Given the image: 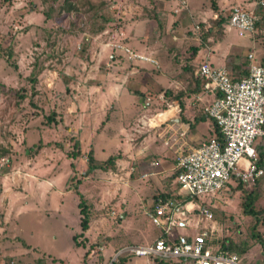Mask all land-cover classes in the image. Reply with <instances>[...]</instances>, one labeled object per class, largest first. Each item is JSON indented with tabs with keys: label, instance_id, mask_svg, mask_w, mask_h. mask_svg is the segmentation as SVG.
<instances>
[{
	"label": "rangeland",
	"instance_id": "1",
	"mask_svg": "<svg viewBox=\"0 0 264 264\" xmlns=\"http://www.w3.org/2000/svg\"><path fill=\"white\" fill-rule=\"evenodd\" d=\"M61 1L55 0L48 10L46 2L41 0H0V145L7 149L5 154L0 155V189L4 184L2 181L12 185L10 175L16 167L20 169L32 164L27 161L28 157L36 156L39 168L47 166L36 172L37 182L31 191L28 189L26 193H20L19 197H9L12 200L10 204L0 200V226L3 229L0 234V264H108L113 251L121 245L149 244L159 235V229L145 214L150 207L144 204L145 200L140 204L135 194L140 198H149L153 193L149 183H154V177L158 178L156 184H159L160 180H166L165 177L169 176L168 186L174 189V178H171L173 181L170 179L172 172L164 170L145 180L134 172L129 176L130 183L123 186V179L107 174L115 166L88 170L86 158L89 151L96 163L108 156L120 157L121 141L117 135L106 130L107 126L89 123L93 120H87L86 115L81 117V121H76L71 112V121L67 120L68 124H63V105L68 101L67 105H75L79 109L77 102L85 101L96 113L98 97L93 88L97 87V75L103 71L99 65L104 66V71L109 70L104 63L100 64L101 58L109 62V51L103 50L102 43L118 40L116 34L119 31L125 40L128 39L125 41L128 46L129 41L133 42L131 37L136 36V31L139 33L134 40L137 44L144 42L145 37H141L147 35L146 39L154 40L151 43L156 46L163 40H170L171 35H178V31L184 35L193 32L195 23L204 32L205 25L212 23L208 17L212 3L224 16L229 7L237 3L253 10L256 6V0H185L186 10L173 13L177 0H71L73 8L62 12L58 9ZM263 9L264 6L257 13L259 21L251 33L255 53L251 54L258 64H264L259 63L260 49L264 48ZM155 11L161 14L153 17ZM101 25L102 29L98 31ZM91 30L97 33L92 34ZM149 36L151 38H147ZM248 36L243 38L236 35L243 41ZM194 39L181 38L185 41L184 46L189 43L198 46L199 43ZM180 55V52L175 53L176 58ZM117 57L123 66L121 69L128 70L130 65L124 64L121 56ZM170 64L173 65V62L169 61L168 65L161 67L158 81L162 84V91L170 90L171 99L176 98V88L171 86L181 79L176 74L177 69L171 68ZM152 72L156 75L158 68H153ZM32 76L33 81L30 80ZM170 80L173 83L167 86ZM158 81L149 80L152 87H156ZM39 85L50 87V90L38 93L35 88ZM181 85L183 83L178 86ZM63 88L65 91L62 94ZM123 88L126 101H134L132 96L128 97V89L142 90L138 84ZM69 90L71 93L68 96L66 93ZM157 94L160 97L162 92L152 94L150 102L154 104L149 112L162 108L161 102H156ZM70 95H74V98H70ZM51 104L52 108L49 107ZM122 107V122L127 124L135 109L131 110L128 103ZM49 114L55 121L45 123L44 117ZM96 119L97 116L94 121ZM109 122L111 129L113 122ZM41 128L43 130L38 132L37 129ZM116 128L119 130L120 127ZM73 138L79 143V153L67 157L66 152L74 149H71ZM260 138L257 137L254 142ZM263 143L264 139L260 140V144ZM156 166L154 164L151 167L153 171L166 168ZM21 173L23 175L25 171L21 170ZM236 182V179L231 178L220 192L202 200L211 211L218 229L217 241H224L225 238L243 240L248 237V226L252 220L241 212L240 201L243 190L249 185L238 188ZM12 189L22 190L15 184ZM75 191L88 200L86 203L98 209L92 213L96 216L90 219L88 225L90 243L87 242L86 246L88 249L91 247V250L93 244L98 242L103 245V249L99 254L91 255L92 263L89 262L90 257H82L83 248L75 247L72 241V235L80 232ZM158 193L156 191L154 195ZM180 194L182 196L185 192ZM261 203L259 198L255 201L256 205ZM111 210L115 212L114 215H110ZM5 213L7 221L3 223L2 215ZM257 229L264 234L263 224ZM238 255L241 264H257L264 260V249L252 241L249 248ZM133 261L142 264V257H127L124 264Z\"/></svg>",
	"mask_w": 264,
	"mask_h": 264
},
{
	"label": "built area",
	"instance_id": "2",
	"mask_svg": "<svg viewBox=\"0 0 264 264\" xmlns=\"http://www.w3.org/2000/svg\"><path fill=\"white\" fill-rule=\"evenodd\" d=\"M257 3L263 2L258 0L255 5ZM180 10H186L185 0H177L172 12ZM228 10V28L240 37L251 35L258 19L254 10L238 3ZM193 33L199 42L198 23L193 25ZM121 34V31L116 34L118 40L103 42V50L119 53L117 55L133 66L157 64L155 59L128 46ZM247 58V72L239 79H231L225 66L212 67L207 59L198 62L194 74L201 80L203 90L213 95L203 110L217 127L219 136L214 134L177 155L174 163L177 198L157 199L145 211L150 222L159 229V235L149 244L118 247L108 264H116L122 256L142 257L144 264H241L236 252L217 241L218 229L202 200L220 192L231 178L249 187L259 180L264 200V159L262 165L258 164L254 149L255 139L264 137V66L253 62L251 53ZM159 115L144 119L147 126L156 123ZM131 141L133 139L127 138L128 144ZM114 166L116 168L109 169L107 174L123 179L121 184L127 185L134 167L131 164ZM21 174V170L15 168L10 182ZM146 175L142 173L140 177ZM180 192L185 194L180 196ZM114 214L111 210L110 215ZM102 249L103 245L97 244L91 251L97 254Z\"/></svg>",
	"mask_w": 264,
	"mask_h": 264
},
{
	"label": "crops",
	"instance_id": "3",
	"mask_svg": "<svg viewBox=\"0 0 264 264\" xmlns=\"http://www.w3.org/2000/svg\"><path fill=\"white\" fill-rule=\"evenodd\" d=\"M158 14L161 13L158 12ZM217 15L218 13L212 10L208 17L211 20H214ZM210 26L211 24H206L205 31H207ZM211 30L212 32H210ZM211 30L205 38H202L199 42L197 41L199 43L198 46H196V43H189L184 46L185 41L181 40V38H185V40L191 38L193 39V32L184 35L179 33L181 31H178V35H171L170 40H163V42L159 43V45L152 46L153 44L151 41L154 40L146 39V34V36L141 37H145L144 42L137 44L134 40L139 33L136 31V36H134V38L131 37L133 42L129 41L130 47L155 59L157 64L138 63L135 65L139 68L138 69L134 68L133 65L129 64L122 58V61L124 60V64L130 65L128 70H122L121 67L123 66L120 64L117 55L108 52L107 58L109 59V62H105V60L101 58L100 64L104 63L106 67H109V70L104 71V66L99 65L100 68L102 67L103 71L97 75V87L93 88V90L97 91L96 96L98 97L97 107L95 108L96 113H94L93 107H91L88 103L85 104V101L84 103L83 101L77 102L80 106L79 109H77L75 105L74 107L67 105L68 101H66L63 105V107H65L62 110L63 114L61 115L62 123L68 124L66 121H71V112L74 113V115H72L76 121H81V117L86 115L88 118L87 120H93L89 123L101 124L102 127L107 126L106 130L108 132H112L114 135H117V138L121 141V147L119 149L120 157L115 158L114 165L131 164L134 167L135 173H147V175L143 177V180L148 179L151 176H155L164 170H170L172 172L170 177L171 179L174 177V163L177 155L181 152L189 150L201 141H204L216 134L213 121H211V119L207 116H204L203 108L213 99V95L203 90L201 80L194 74L198 62L202 59H207L212 67L225 66L230 78L239 79L245 75V71H243V69L247 72V54H255L252 35L245 37L246 41H243L242 38H237L235 33L232 32L233 30L228 28L225 24L221 26L220 31H217L213 26ZM147 38L151 37L149 36ZM125 41H128V39L126 38ZM263 49V47L260 49L262 50V53L259 57V63L264 62ZM257 51H259V49H257ZM177 52H180L181 55L176 58L175 53ZM119 58L121 59V57ZM179 58H181V61ZM253 59L254 58H252V60ZM169 61L173 62V65L170 64L171 68L174 67V69H177L176 74L180 75L179 77L183 82L179 81L176 82L177 84H173V86H171L169 84L173 82L170 80V82H167V86L175 87V91L177 93L185 91L183 95L176 96V98L171 99L169 96L171 95L170 90L168 92L166 90L162 91V84L158 81V75H160L161 67L165 66V64L168 65ZM253 61L256 63L255 59ZM243 65H245V67H243ZM153 68H158V73H156V75L152 72ZM148 79H156L158 81L156 87H152ZM167 80L166 75V81ZM182 83L183 86H178ZM130 84L141 85V91L144 95L140 96L137 94L140 89H128L126 93L128 94V97L132 96L134 101H126L125 93L122 90L124 89L123 87H128ZM49 88L50 87L39 85L35 89H37L39 93L41 91L44 92L46 90H50ZM159 89L161 90L159 91ZM90 90L91 89H89V91ZM64 91V88L61 89L62 94ZM160 92H162V95L158 97L159 94H157L156 102H161L162 108L160 110L149 112L154 104L150 102L152 94ZM68 93H71L70 90L66 93V95H68ZM72 96L74 95H70V98H74ZM126 103H128L131 110L132 108L135 110H133L134 114L131 116L129 122L124 124L122 122V116L124 115V109L122 106ZM49 107L52 108V104ZM159 113L161 114L160 119L152 126H147L144 119L156 116ZM96 116L97 119L94 121ZM56 117L58 119L60 118L58 115ZM110 120L113 122L111 129L109 127ZM138 123H140V126ZM40 125L43 126L42 124ZM116 127H120L119 130ZM115 129H117L116 132L114 131ZM40 130L43 129H37L38 132H40ZM76 132L73 133V135L76 134ZM87 133H90V131ZM127 138H131L133 141L128 144ZM136 143L137 145L134 149ZM26 152L27 151H25V153ZM27 161L32 164L27 167L20 168V170L25 171V173L20 177L14 178L11 183L12 185H10L8 181H2L4 184L1 185L0 200L3 199V203L6 202L10 204L12 200L9 199V197H19L20 193H26V190L28 189L31 191L32 186L36 185L37 182L36 172L47 167L45 166L39 168V166H37L38 162H36V156L28 157ZM152 162H156L155 165L157 164V168L161 166H165L166 168L161 170L154 169L153 171V168L151 167L154 164L151 165ZM168 177L169 176L165 177L166 180H160L159 184H156L157 177H154V183H149V186L151 185L153 188V195L150 194L149 198L145 199V197L140 198L138 194H135V196H138L137 201H140L139 203L143 204L142 200H145L144 204H148L147 206L150 207L151 203L159 198L158 195H154L156 191H172L171 195L179 194L177 185L174 189L173 187L168 186ZM171 181H173V179H171ZM45 182L49 183L48 181ZM14 184L17 187L20 186L22 189L21 192L14 191L12 189ZM142 190H145V188ZM121 216L123 215L121 214ZM6 218L7 214L5 213V215H2L3 223H6ZM2 230L3 229L0 226V234H2ZM87 233L88 228L82 232L81 236H78V239H85V242L83 241L84 246L80 245V247L83 248L82 257H90L89 262L92 263V249L89 251L90 248L88 249V246H86V243L89 241ZM97 244L100 243L95 242L93 246L95 247ZM75 247L79 246L75 245ZM86 249H88V252H86ZM129 264H136V262L133 261ZM142 264H144L143 258Z\"/></svg>",
	"mask_w": 264,
	"mask_h": 264
},
{
	"label": "trees",
	"instance_id": "4",
	"mask_svg": "<svg viewBox=\"0 0 264 264\" xmlns=\"http://www.w3.org/2000/svg\"><path fill=\"white\" fill-rule=\"evenodd\" d=\"M258 0H256L257 2ZM41 2H46V6L47 9L50 10V8L53 6L55 0H41ZM262 4H256L254 11L256 12V14L262 10L263 6H264V0H262ZM212 7L211 9L215 12L218 13L217 17L212 20L211 26L207 29V31H202V29L200 28V37L205 38L208 34V32L211 30L212 26L214 28H216L217 31H220V28L222 25H227L228 23V16H229V10L226 13V15L224 16L221 12V10H219L217 8V6H215L213 3L211 4ZM58 9L59 11L61 10L62 12H68L73 8V4L71 2V0H62L61 3L58 5ZM159 11H155L153 12L154 16L153 17H157ZM263 14L261 16H264V9H263ZM44 14H46L45 12H43ZM107 20V19H105ZM259 21V16L258 19L254 22V28L257 26V23ZM264 24V23H263ZM102 29V25L98 27V31H100ZM92 34L93 33H97L96 30H91ZM212 32V30L210 31ZM10 54V52H8V55ZM260 65H263L262 63H260ZM243 67H245V65H243ZM243 71H245L246 74V70L243 69ZM34 76H32L30 78L31 81H33ZM232 79V78H231ZM73 80V79H72ZM202 83V82H201ZM67 84V83H66ZM65 84V85H66ZM161 89H159L160 91ZM33 91V89H31V92ZM168 92V89L166 90ZM165 91V92H166ZM185 93V91H182L180 93H177L174 95V97L176 96H181ZM138 95L143 96L144 93L141 91L137 92ZM30 103V102H29ZM31 104V103H30ZM53 114V113H51ZM45 115L44 117V122H54L55 120H53L52 115ZM204 116H207V114L204 112ZM208 117V116H207ZM209 118V117H208ZM210 119V118H209ZM212 121V120H211ZM215 125V124H214ZM264 126V125H263ZM215 133L217 136H219L218 134V130L217 127L215 126ZM264 137L260 138V140H263ZM72 147L71 149H73L70 152H66V156L67 157H73L76 156L79 151V143L77 141V139H72ZM260 140L254 142V149L257 153V163L262 165L263 163V159H264V143L263 145L260 144ZM7 152L6 148H3L0 145V155H3ZM88 156L86 158L87 160V168L88 170H96V168H103L106 169L108 167L113 168L114 166V160L117 157V155H113V156H108L107 158H105L102 162L100 163H96L94 161V159L91 156V152L89 151ZM9 161V159L7 158V162ZM102 163V164H101ZM101 164V165H100ZM174 178V177H173ZM236 187L241 188L244 187V183L240 180H236ZM259 180L257 182H255L252 186L248 187L246 190H243V194L241 197V201H240V207H241V212L244 215H248L250 217V219L252 220L251 225L248 226L249 228V232H248V237L241 240H233V239H224V241H218L222 247H225L229 250H232L234 252H236L237 254H242L244 253L250 246V244L252 243V241L257 242L262 249H264V234L261 233L258 229L257 226L259 228V226H261L263 224L264 226V200L261 199V195H260V187H259ZM76 196L78 197V203H77V207H78V212H79V229L80 232L77 234L72 235V241L73 244L76 246H84L83 241L85 242V239H78V236H81L82 232L85 231L88 228V225L90 223V219L94 216H96L95 214H92L95 210L98 209H94L93 205L91 203H86L88 200H85V198H83L80 193L78 191H75ZM158 196L160 199H164V198H177V196L175 195H171V191H167V192H159ZM158 198V199H159ZM261 199L262 203L261 205H256L255 201L257 199ZM259 213H262L261 215ZM98 214V212H97ZM122 246V245H121ZM91 248V247H89ZM90 250V249H89ZM87 252V251H86ZM85 255V254H84ZM130 256H122L119 257L116 264H124V261L126 260V258ZM262 261V262H261ZM260 262H258L257 264H264V260H261Z\"/></svg>",
	"mask_w": 264,
	"mask_h": 264
}]
</instances>
